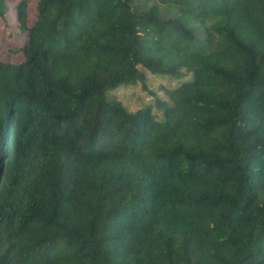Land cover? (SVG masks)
<instances>
[{"label":"trees","instance_id":"16d2710c","mask_svg":"<svg viewBox=\"0 0 264 264\" xmlns=\"http://www.w3.org/2000/svg\"><path fill=\"white\" fill-rule=\"evenodd\" d=\"M29 7L0 0V264H264V0Z\"/></svg>","mask_w":264,"mask_h":264},{"label":"rangeland","instance_id":"374dc122","mask_svg":"<svg viewBox=\"0 0 264 264\" xmlns=\"http://www.w3.org/2000/svg\"><path fill=\"white\" fill-rule=\"evenodd\" d=\"M10 3L14 6L15 3L18 0H9ZM30 1V7H29V14L30 18L33 19L35 16V12L33 9V4L35 0H29ZM15 42L12 40L10 36H8V30H6L2 23L0 22V52L4 59L8 60H14L16 62L20 61L22 59L21 56L12 57L10 53L8 52L9 47H14ZM163 83H167V80L165 79H154L151 77L149 79V90L144 89V87L141 86V83H138L136 86H124L117 90V93L119 97L122 99L123 103L129 108V109H138L142 104L146 103L147 101L153 100V95L151 94V91H155L158 93V95H162V91L159 89V85Z\"/></svg>","mask_w":264,"mask_h":264}]
</instances>
